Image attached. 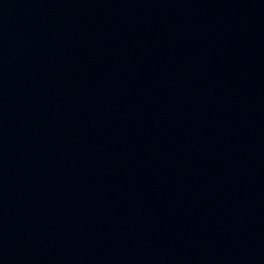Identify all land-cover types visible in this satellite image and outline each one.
Segmentation results:
<instances>
[{
    "label": "water",
    "instance_id": "1",
    "mask_svg": "<svg viewBox=\"0 0 264 264\" xmlns=\"http://www.w3.org/2000/svg\"><path fill=\"white\" fill-rule=\"evenodd\" d=\"M0 264H264V0H0Z\"/></svg>",
    "mask_w": 264,
    "mask_h": 264
}]
</instances>
